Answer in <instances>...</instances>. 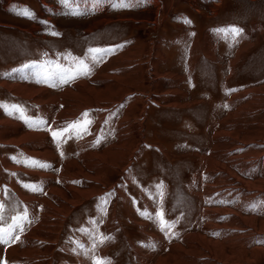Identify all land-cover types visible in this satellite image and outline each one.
I'll return each mask as SVG.
<instances>
[{
	"label": "rangeland",
	"instance_id": "1",
	"mask_svg": "<svg viewBox=\"0 0 264 264\" xmlns=\"http://www.w3.org/2000/svg\"><path fill=\"white\" fill-rule=\"evenodd\" d=\"M126 3L0 0V260L264 264V0Z\"/></svg>",
	"mask_w": 264,
	"mask_h": 264
},
{
	"label": "snow or ice",
	"instance_id": "2",
	"mask_svg": "<svg viewBox=\"0 0 264 264\" xmlns=\"http://www.w3.org/2000/svg\"><path fill=\"white\" fill-rule=\"evenodd\" d=\"M141 2H143V0H141ZM94 4H103V3H112V6L114 8L116 7H128L129 5L126 3V0H93ZM73 14H82L79 12L73 13ZM26 18H31L29 16L26 15ZM47 23V22H45ZM231 35L236 36L239 35L240 32L242 31L241 29L232 27L230 29L227 30ZM51 35H58V33L56 32H52L50 33ZM109 51H112V49H108V50H101V49H91L90 50V54H91V58L93 60V62H99L104 55H106ZM76 67H75V71L72 70H65L63 71L60 75H59V81L60 83H69L70 81L79 78L80 75L83 76H87L90 74V67L89 65L80 60L77 62H74ZM34 65H30V64H25L23 65L21 68L17 69V72H24L27 69L33 67ZM52 77L49 76V74L45 73L43 76L40 77V79H38L36 82L38 83H43V82H47L49 79H51ZM5 106L0 104V108H4ZM13 109H18L19 106H11ZM6 114H7V108H5ZM87 113H84L83 116L87 117ZM25 123L27 124L28 127H33V122L26 120ZM45 123L44 120H40L36 123V127L39 128L40 125H43ZM91 121L85 119L84 121V125L90 124ZM80 121L75 122L73 125H71V127L73 128H78L80 127ZM51 136L53 138V140L55 142H59V138L61 136V132L59 131H52L51 132ZM100 141L98 140L97 143H99ZM33 167L39 166V167H50L47 164H44L43 162L40 161H36V160H32V165ZM25 187H30L32 191L34 192H38L40 191L39 188L36 187H32L31 185H25ZM162 187V185L160 186ZM111 195V194H108ZM105 200V203L107 202V197L103 198ZM0 208H2V205H0ZM142 216H145L148 219H155V218H159L160 220L163 219V211L157 212L155 214V217H153L152 214L148 213L147 209L143 210L140 213ZM17 220H21V219H27V213H25V215L23 217H17ZM19 225H16L14 227H18ZM22 230V229H21ZM14 229L13 228H9V229H0V244H4V245H8L11 242H18L20 237L18 235L14 236L13 235ZM87 235L92 237L93 240V245H92V250H95V247L97 246V244H103L105 243L107 240H110L111 237H105L102 234L99 236V238L94 234L93 232H89L87 233ZM79 246V245H78ZM92 260V264H110V260L109 258H104V257H96V256H92L91 257ZM0 264H7L6 260H0Z\"/></svg>",
	"mask_w": 264,
	"mask_h": 264
},
{
	"label": "crops",
	"instance_id": "3",
	"mask_svg": "<svg viewBox=\"0 0 264 264\" xmlns=\"http://www.w3.org/2000/svg\"><path fill=\"white\" fill-rule=\"evenodd\" d=\"M65 112H66V114H68V112L70 113L71 112V109H65V111H60V113H63V115L65 114ZM58 113H59V111H58ZM58 113H56V114H58ZM59 113V114H60ZM53 129L52 130H54V128L55 127H53V126H51ZM50 127V128H51ZM68 132H69V129L67 130ZM66 133V134H69V133ZM33 134V133H32ZM67 136V135H66ZM25 138H26V135H25ZM25 138H21L22 140H24ZM51 154V153H50ZM66 160V159H65ZM72 159H69V160H66L65 162H66V168H67V166H69L70 165V161H71ZM53 191H56V192H60V190L58 189V188H56V187H54L53 188ZM20 196L22 195V194H19ZM22 197V196H21ZM23 199V198H22ZM24 202H25V200H23ZM25 206L28 208V206H27V203L25 202ZM30 215V214H29ZM34 216V214H32V217ZM32 229V228H31ZM27 234H28V232H24L23 234H20V238H23V237H25V236H27ZM17 243V242H16ZM13 246H15V245H13ZM10 247H12V246H9V248ZM5 260H7V258L5 257L4 258ZM8 261V260H7Z\"/></svg>",
	"mask_w": 264,
	"mask_h": 264
}]
</instances>
